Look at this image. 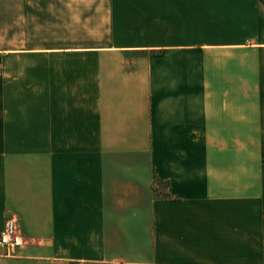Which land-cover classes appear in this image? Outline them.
I'll list each match as a JSON object with an SVG mask.
<instances>
[{"label":"crops","instance_id":"crops-1","mask_svg":"<svg viewBox=\"0 0 264 264\" xmlns=\"http://www.w3.org/2000/svg\"><path fill=\"white\" fill-rule=\"evenodd\" d=\"M9 218L0 264H264V0H0Z\"/></svg>","mask_w":264,"mask_h":264},{"label":"built area","instance_id":"built-area-1","mask_svg":"<svg viewBox=\"0 0 264 264\" xmlns=\"http://www.w3.org/2000/svg\"><path fill=\"white\" fill-rule=\"evenodd\" d=\"M23 243L24 239L17 230L16 221L13 218H9L0 234V244L6 248L7 254H10Z\"/></svg>","mask_w":264,"mask_h":264},{"label":"trees","instance_id":"trees-1","mask_svg":"<svg viewBox=\"0 0 264 264\" xmlns=\"http://www.w3.org/2000/svg\"><path fill=\"white\" fill-rule=\"evenodd\" d=\"M165 186H166V183L160 180H156L154 184V192L157 195H161L160 188L165 187Z\"/></svg>","mask_w":264,"mask_h":264},{"label":"rangeland","instance_id":"rangeland-1","mask_svg":"<svg viewBox=\"0 0 264 264\" xmlns=\"http://www.w3.org/2000/svg\"><path fill=\"white\" fill-rule=\"evenodd\" d=\"M165 188H166V187H164V190H165ZM164 190H163V191H164Z\"/></svg>","mask_w":264,"mask_h":264}]
</instances>
